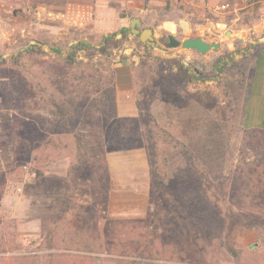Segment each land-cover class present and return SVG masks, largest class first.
<instances>
[{
    "label": "rangeland",
    "instance_id": "1",
    "mask_svg": "<svg viewBox=\"0 0 264 264\" xmlns=\"http://www.w3.org/2000/svg\"><path fill=\"white\" fill-rule=\"evenodd\" d=\"M93 1L0 0V264H264V206L242 183L247 164L264 163V129L242 126L264 0H110L127 19L102 37L64 9ZM137 18L154 41L132 33ZM165 22L181 41L221 47L168 49ZM124 28L109 56L67 59ZM121 90L132 116L113 110ZM154 122L190 160L152 146Z\"/></svg>",
    "mask_w": 264,
    "mask_h": 264
},
{
    "label": "crops",
    "instance_id": "2",
    "mask_svg": "<svg viewBox=\"0 0 264 264\" xmlns=\"http://www.w3.org/2000/svg\"><path fill=\"white\" fill-rule=\"evenodd\" d=\"M114 1L117 3L121 2V0ZM93 2L94 4L92 5L83 6L68 4L64 9L65 12H68L70 24L77 25L79 27H87L90 25L89 31L93 32L94 36L97 37H102L103 35L108 34V32L106 33V30H104L105 27H116L117 30L118 28L125 26V21L127 18L120 17L117 8L110 5V0H94ZM102 12H104V17H101ZM159 29L161 32L167 31L175 34L178 29V25L175 23L165 22L159 26ZM257 59V65L255 66L256 72L253 77L252 89L248 98V103L246 106L242 124L243 128L247 131L264 127V51L259 53ZM122 91L124 90H121V92L119 91L117 95V111L121 116H132L135 112V109L133 111H130V114L121 113V105L125 107L123 100L121 101V98L125 97V92ZM120 93H122L121 97ZM125 94H128L130 96L128 92ZM132 107L135 108L134 106Z\"/></svg>",
    "mask_w": 264,
    "mask_h": 264
},
{
    "label": "trees",
    "instance_id": "3",
    "mask_svg": "<svg viewBox=\"0 0 264 264\" xmlns=\"http://www.w3.org/2000/svg\"><path fill=\"white\" fill-rule=\"evenodd\" d=\"M130 33L129 29H122L119 32H115V33H111L110 35H107L105 37H103L102 41L97 45V46H92L88 43L85 42H78L76 45L72 46V50L68 55L67 59H72V58H76L77 57V53L79 51H86V49H93V50H98L97 53L102 55V56H109L110 54V50L112 48V43L117 47H119V44L123 43L122 40L127 39L128 38V34ZM121 35L122 38L121 40H118V36ZM182 69L184 68L181 65ZM184 71L186 73V75H188V78L190 79V81H207L210 79H207L203 76H201L197 71H195L192 68H184ZM255 70H254V75H255ZM113 80V79H112ZM189 81V82H190ZM113 90H115V84L112 85ZM251 89H252V85L250 87V91H249V95L251 93ZM249 98V97H248ZM113 102V110L115 111L117 108L116 105V96L114 97V99L112 100ZM247 103H248V99H247ZM246 103V106H247ZM138 108L141 109L139 103H137ZM113 111V112H114ZM246 111V110H245ZM143 111L141 110V113ZM113 116L116 117V112L113 113ZM140 123L143 124L144 121V115L143 113L141 114V117L139 118ZM145 126H149V124H146ZM154 128L157 130V136H159V133L163 134L164 138H160V137H151L153 140V144L152 146H154L155 148L157 147L159 142H166L168 144H172L175 145L181 152V154L185 157L188 158L189 157V151L186 148L185 145H183V143H181L178 139H175L167 130L161 128L157 123L154 122ZM264 129L260 128V129H254V130H248V131H255V130H261ZM150 138V137H149ZM149 143V142H148ZM147 143V144H148ZM146 144V143H145ZM148 147V151H149V155L150 153V146L146 145ZM103 149H104V138L102 137V135L96 134L94 137V143H92L91 146V150L93 152V154L95 155V157L97 159H103ZM190 160V157L187 159ZM189 164H193L189 163ZM193 167V165H192ZM191 167V168H192ZM247 169L243 170V178H242V183H244V186H248V188H250L251 190H253L254 193V197L256 198V200L259 202H257L259 205H263L264 206V163H262V165L260 164H251V165H246ZM247 184V185H246ZM256 187H255V186ZM255 188V190H254ZM3 193L0 192V195H2Z\"/></svg>",
    "mask_w": 264,
    "mask_h": 264
},
{
    "label": "water",
    "instance_id": "4",
    "mask_svg": "<svg viewBox=\"0 0 264 264\" xmlns=\"http://www.w3.org/2000/svg\"><path fill=\"white\" fill-rule=\"evenodd\" d=\"M142 22L140 19L131 20L130 26L132 33H137L142 43L147 44L154 41L153 30L145 29L140 31L137 26H141ZM168 49H178L182 47L186 50H196L201 54H206L212 50L217 51L221 45L219 43H208L201 38H185L182 41L177 38L175 34L168 36Z\"/></svg>",
    "mask_w": 264,
    "mask_h": 264
},
{
    "label": "bare ground",
    "instance_id": "5",
    "mask_svg": "<svg viewBox=\"0 0 264 264\" xmlns=\"http://www.w3.org/2000/svg\"><path fill=\"white\" fill-rule=\"evenodd\" d=\"M172 27V26H171Z\"/></svg>",
    "mask_w": 264,
    "mask_h": 264
}]
</instances>
